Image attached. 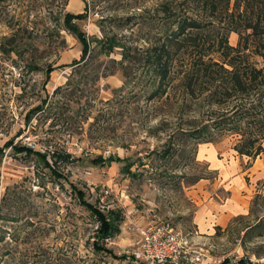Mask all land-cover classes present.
<instances>
[{
  "label": "rangeland",
  "instance_id": "obj_1",
  "mask_svg": "<svg viewBox=\"0 0 264 264\" xmlns=\"http://www.w3.org/2000/svg\"><path fill=\"white\" fill-rule=\"evenodd\" d=\"M86 1L89 16L82 29L88 35L101 38L107 32L142 45L153 35L152 14L160 0ZM59 2L65 11L83 12V0ZM56 4L0 0V44L12 33L17 38L16 52L0 49V250L8 256L32 255L40 244L65 264L67 257L61 254L71 255L70 264H141L92 253L98 222L79 204L72 184L85 193L87 202L105 213H118V232L102 242L117 256L131 255L141 229L168 222L191 251H206V264H240L246 257L253 264L263 263L264 178L253 179L248 214L201 234L194 224L196 201L223 195L220 174L198 160L202 143L185 132L190 119L205 115L204 109L188 100L189 113L183 112L175 91L167 100H148L152 90L146 87L143 65L131 70L119 64V49L104 55L100 45H94L90 59L74 65L81 45L51 18ZM237 39L234 33L228 38L232 46ZM126 70L133 71L129 80ZM9 142L60 156L56 162L47 156L49 169L37 156L5 147ZM210 144L218 156L231 158L230 138ZM64 154L70 157L63 159ZM98 156L121 161L93 165L91 159ZM238 160L247 168L246 159ZM257 162L264 166V155ZM127 164L132 165L129 173L124 170ZM200 183L205 187H198ZM247 226L256 227L247 231ZM258 251L263 255L255 257Z\"/></svg>",
  "mask_w": 264,
  "mask_h": 264
},
{
  "label": "trees",
  "instance_id": "obj_2",
  "mask_svg": "<svg viewBox=\"0 0 264 264\" xmlns=\"http://www.w3.org/2000/svg\"><path fill=\"white\" fill-rule=\"evenodd\" d=\"M59 1L56 0V10L49 14L81 45L80 60L73 61L74 65L87 62L94 45H100V53L104 55L119 49V64L126 63L131 70L135 64L143 65V72L148 75L146 87L149 85L152 90L147 91L148 100H167L178 92L179 108L183 112L189 113L185 110L188 100L204 109L205 115L200 120L195 117L189 121L185 132L191 139L213 143L230 138L231 149L246 159L247 168L264 155V0H160L152 14L155 22L153 35L148 34L143 45L107 32L101 38L88 35L82 25L89 16V2L83 0V12L75 14L65 11ZM232 33L238 37L235 46L228 40ZM16 40L15 33L5 37L0 44L2 52H16ZM51 70L49 68L47 73ZM132 72L124 71L126 80ZM34 110L40 111L41 107ZM8 146L15 148L16 152L37 156L49 169L52 166L47 156L54 162L60 156L41 153L25 145L16 147L12 142L5 145ZM2 153L3 148H0V156ZM62 157L67 159L70 155ZM113 161L120 162L121 159L101 156L91 159L93 165L99 166H108ZM131 166L125 165L124 170L129 173ZM71 190L79 204L98 222L90 243L92 253L134 261L133 256H117L102 243L118 232V213L113 210L105 213L87 202L85 193L72 184ZM254 227L247 226V231ZM0 231L4 232L3 229ZM3 240L4 234H0V244ZM33 252L32 255L8 256L0 250V264H65L64 259L40 244H35ZM253 254L255 257L263 255L259 251ZM61 255L67 257L69 264L73 261L71 255ZM221 264H227V260ZM240 264L253 263L246 257L240 259Z\"/></svg>",
  "mask_w": 264,
  "mask_h": 264
},
{
  "label": "crops",
  "instance_id": "obj_3",
  "mask_svg": "<svg viewBox=\"0 0 264 264\" xmlns=\"http://www.w3.org/2000/svg\"><path fill=\"white\" fill-rule=\"evenodd\" d=\"M199 152L198 160L220 174L219 181L223 190L222 196L213 193L211 196L207 195L208 199L196 201L194 224L201 234L209 235L214 227H224L233 218L248 214L250 200L255 191L253 179L264 178V166H260L256 159L250 167L241 168L238 159L245 160L244 158L236 155L233 150L230 152L231 158H222L210 143H202ZM198 187L203 188L205 185L200 183ZM208 191L211 193V188ZM195 192L192 191L191 194Z\"/></svg>",
  "mask_w": 264,
  "mask_h": 264
},
{
  "label": "built area",
  "instance_id": "obj_4",
  "mask_svg": "<svg viewBox=\"0 0 264 264\" xmlns=\"http://www.w3.org/2000/svg\"><path fill=\"white\" fill-rule=\"evenodd\" d=\"M144 264H206V251L193 249L188 241L168 222L139 231V240L131 255Z\"/></svg>",
  "mask_w": 264,
  "mask_h": 264
}]
</instances>
